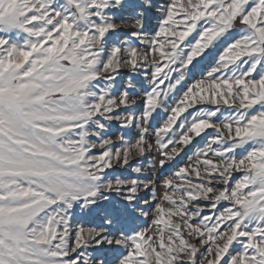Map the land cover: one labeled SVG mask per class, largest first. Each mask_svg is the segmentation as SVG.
<instances>
[{
	"label": "snow or ice",
	"instance_id": "obj_1",
	"mask_svg": "<svg viewBox=\"0 0 264 264\" xmlns=\"http://www.w3.org/2000/svg\"><path fill=\"white\" fill-rule=\"evenodd\" d=\"M0 264H264V0H0Z\"/></svg>",
	"mask_w": 264,
	"mask_h": 264
},
{
	"label": "rangeland",
	"instance_id": "obj_2",
	"mask_svg": "<svg viewBox=\"0 0 264 264\" xmlns=\"http://www.w3.org/2000/svg\"><path fill=\"white\" fill-rule=\"evenodd\" d=\"M257 107H258V106H257ZM228 111H229V110H228L227 108H225V107L222 106V112H223L225 115H227ZM211 131H212V130H209V132H211ZM197 139L199 140V138H197ZM203 143H204V142L201 140L199 144H196V143L194 142V145H193V146H189V148H190L191 150H190V151H189L188 149L185 150V151H186V155H184V160L187 161L188 157L192 156V154L197 150V148L203 146ZM239 176H240L239 173H236V174H235V177H236V178H239Z\"/></svg>",
	"mask_w": 264,
	"mask_h": 264
}]
</instances>
